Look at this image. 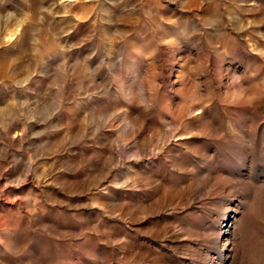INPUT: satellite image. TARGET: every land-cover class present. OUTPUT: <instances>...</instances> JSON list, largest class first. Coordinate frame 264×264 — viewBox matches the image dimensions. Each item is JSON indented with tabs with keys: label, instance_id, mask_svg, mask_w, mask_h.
I'll use <instances>...</instances> for the list:
<instances>
[{
	"label": "rangeland",
	"instance_id": "374dc122",
	"mask_svg": "<svg viewBox=\"0 0 264 264\" xmlns=\"http://www.w3.org/2000/svg\"><path fill=\"white\" fill-rule=\"evenodd\" d=\"M0 264H264V0H0Z\"/></svg>",
	"mask_w": 264,
	"mask_h": 264
}]
</instances>
